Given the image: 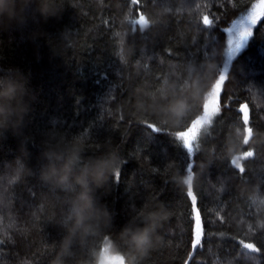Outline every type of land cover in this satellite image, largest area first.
<instances>
[{"label": "trees", "instance_id": "16d2710c", "mask_svg": "<svg viewBox=\"0 0 264 264\" xmlns=\"http://www.w3.org/2000/svg\"><path fill=\"white\" fill-rule=\"evenodd\" d=\"M50 2L56 15L47 20L38 11L40 0L23 10L16 0L17 19L0 22V75L19 69L35 97L23 134L0 135V264H88L91 253L107 243L98 236L63 250V225L80 188L61 189L41 179L49 146L65 153L80 147L81 166L119 153V182L93 195L111 213L107 231L122 250L127 251L119 239L124 227H143L148 213L167 210L158 229L163 239L140 264H264V18L217 91L227 54L222 30L264 0ZM138 10L147 24L137 22L143 18ZM207 15L214 18L211 29L202 26V17L209 23ZM222 89L229 106L213 120ZM216 98L207 120L198 124ZM175 101L185 102L182 117L165 123L163 110ZM245 103L252 127L245 126V114L244 123L238 120L237 109ZM195 117L183 149L171 133ZM148 122L167 131L151 133ZM201 127L199 145L189 147ZM250 150L256 155L243 159ZM240 164L243 178L235 175ZM189 175L194 179L186 184ZM193 188L204 229L195 250L187 196ZM239 239L260 252L243 250Z\"/></svg>", "mask_w": 264, "mask_h": 264}, {"label": "clouds", "instance_id": "9594fccd", "mask_svg": "<svg viewBox=\"0 0 264 264\" xmlns=\"http://www.w3.org/2000/svg\"><path fill=\"white\" fill-rule=\"evenodd\" d=\"M32 0H22L21 10ZM16 0H0V22L17 19ZM38 11L47 20L56 15V9L50 0H40ZM251 32H245L244 37L250 38ZM219 82L225 83V75L221 73ZM35 97L29 89V81L19 69L4 70L0 75V135L11 131L15 136H21L25 117L30 112L31 102ZM185 110L184 101H175L164 109L165 123L176 124ZM23 151V146H22ZM80 147L74 146L65 153L58 148L49 146L44 158L48 163L41 170V179L48 184L65 189L71 185L80 188L79 194L71 203L64 222L67 235L64 237L63 250L70 252L73 244L79 240L82 244L89 238L102 236L107 243L91 253L88 264H140L156 245L163 239L158 229L168 219L164 208L147 214L143 227L129 225L119 233V239L127 251L112 240L108 229L113 227V217L106 206H98L93 195L96 189H107L109 182L120 180L122 158L118 152H109L105 158L90 160L81 166ZM79 172L76 173V169ZM20 170H24L21 163ZM194 177H185V183L191 184Z\"/></svg>", "mask_w": 264, "mask_h": 264}, {"label": "snow or ice", "instance_id": "6c2138e0", "mask_svg": "<svg viewBox=\"0 0 264 264\" xmlns=\"http://www.w3.org/2000/svg\"><path fill=\"white\" fill-rule=\"evenodd\" d=\"M130 3H135V4H140L141 0H129ZM264 7V2H258V3H252L250 7L243 13L239 14L236 19H234L231 24L227 27H225L222 31L225 34V43H226V49H227V54H226V59L224 62L221 64V69L222 73L225 75L226 82L225 84L228 83L229 80V72H230V64L232 61H234L237 56L244 50V48L247 46L249 41L255 36V29L258 25V23L261 21L262 18H264V15H261L258 19L256 18V9ZM138 16L143 17L142 21H137L143 22L145 24L148 23V18L147 16L144 15L143 12H140L138 10ZM209 23L205 24L204 23V18L202 17V26L206 29H211L214 26V18H210L209 15H207ZM245 32H251L252 35L250 38L244 37ZM116 75H118V72H116ZM219 79V77H218ZM109 95H111V89L109 91ZM221 96H224V104L223 106L221 105ZM228 100L229 97L224 94V90H221L220 94V99L218 101V106L219 110L215 113L213 116V120L215 117L220 116L223 118V109L227 108L228 105ZM246 108L248 111V120L246 123V127H252L250 126V108L247 103L242 104L238 109V120L241 121V123H244V113L243 110ZM203 109H201V112ZM198 117L192 118L190 122H187L185 126L181 130H176L171 133L172 136H174L175 140L180 142V146L184 149V141L183 137L185 135H191L193 132V125L196 123ZM147 129L151 130V133H162L166 132L167 130H162L161 126L159 125L158 122H148L146 124ZM202 129H196V137L192 141L191 145L189 147H194L198 146L199 143L197 141L200 139V130ZM81 142V141H79ZM247 143V141L245 142ZM187 154V153H186ZM256 155L255 150H250L249 152H246L245 156L243 159H248V158H253ZM185 170H187L189 173L193 171V168L191 167V161H187L185 164ZM246 172V169L243 164L237 165V171L235 172V175L239 178L244 177V173ZM187 196L191 200V209H192V220H193V236H192V249L195 250L198 246H202V238L204 235V229H203V223H202V217H201V212L200 209L197 207V196L194 192V188L190 194L187 193ZM207 211V210H206ZM197 217H199V225H197ZM223 219V218H222ZM199 230L200 233V241L199 243H196L197 240V231ZM221 236L224 235V233L220 234ZM238 244L242 246L243 250H248V253H259L260 249L251 242H245L244 239H239ZM190 259V257H189Z\"/></svg>", "mask_w": 264, "mask_h": 264}, {"label": "rangeland", "instance_id": "374dc122", "mask_svg": "<svg viewBox=\"0 0 264 264\" xmlns=\"http://www.w3.org/2000/svg\"><path fill=\"white\" fill-rule=\"evenodd\" d=\"M256 15V18L258 19L261 15H264V7H260L257 9V13L255 14ZM142 19V18H141ZM143 20V19H142ZM141 20V21H142ZM143 23V22H142ZM145 24V23H144ZM221 82H219L217 84V91H218V95L220 93V88H219V85H220ZM217 102V98L215 100H213L208 106H207V109H206V113L204 114V116L201 117V119L199 120L198 124L200 123H203L205 120H207V118L209 117L210 115V112L211 110L214 108V105L216 104ZM243 112L245 114V117L248 116V111L246 108L243 109Z\"/></svg>", "mask_w": 264, "mask_h": 264}, {"label": "water", "instance_id": "95a60500", "mask_svg": "<svg viewBox=\"0 0 264 264\" xmlns=\"http://www.w3.org/2000/svg\"><path fill=\"white\" fill-rule=\"evenodd\" d=\"M143 19V18H142Z\"/></svg>", "mask_w": 264, "mask_h": 264}]
</instances>
